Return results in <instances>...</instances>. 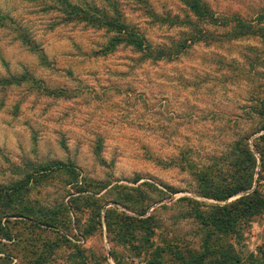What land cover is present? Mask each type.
Segmentation results:
<instances>
[{
  "label": "clouds",
  "instance_id": "clouds-1",
  "mask_svg": "<svg viewBox=\"0 0 264 264\" xmlns=\"http://www.w3.org/2000/svg\"><path fill=\"white\" fill-rule=\"evenodd\" d=\"M199 3L67 0L89 20L65 0H0V183L61 161L82 180H167L264 126V0ZM66 179L33 195L58 200Z\"/></svg>",
  "mask_w": 264,
  "mask_h": 264
},
{
  "label": "trees",
  "instance_id": "trees-1",
  "mask_svg": "<svg viewBox=\"0 0 264 264\" xmlns=\"http://www.w3.org/2000/svg\"><path fill=\"white\" fill-rule=\"evenodd\" d=\"M188 3L193 11L204 14L199 0H188ZM67 7L71 15L89 20L94 19L91 12L97 11L87 4L85 8L71 4ZM250 31L242 25L240 34ZM137 44L139 46L140 42L137 41ZM253 111L264 116V106ZM57 171H63L69 179L67 185L73 188L68 192L70 199L52 208L35 205L31 200V190L38 188ZM188 173L194 176L196 195L217 203L205 206L191 197L178 200L189 208L188 218H193L202 228L200 249L182 247L171 241H165L163 245L155 243L159 223L153 214H149L151 195L170 192L174 196L180 191L166 186L160 189L156 183H140L139 177L134 180L133 186L82 180L74 164L62 162L39 166L24 180L0 189V242L16 241L13 230L23 223H30L28 229L32 233L54 232L60 240L48 241L44 246L47 255L41 254L29 262L48 264L52 260L49 254L60 248H74L75 254L83 257L85 251L74 241L87 240L106 227L110 240L125 245L138 241L142 250H153L147 264H165L164 255L171 256L178 264H264V244L255 253L245 254L238 248L252 223L264 215V126L236 140L230 145L229 152L213 157L205 168ZM110 205L114 207L107 209ZM119 207L125 211L119 210ZM86 214L87 222L82 223L81 218ZM227 238H232L234 242L225 243ZM18 242H24V239ZM35 246V242H31L30 247Z\"/></svg>",
  "mask_w": 264,
  "mask_h": 264
},
{
  "label": "rangeland",
  "instance_id": "rangeland-1",
  "mask_svg": "<svg viewBox=\"0 0 264 264\" xmlns=\"http://www.w3.org/2000/svg\"><path fill=\"white\" fill-rule=\"evenodd\" d=\"M256 128L250 130L247 134H252ZM234 143L235 141L232 144ZM75 167L80 175H82L83 170L77 166ZM181 172L183 173V171ZM137 177L141 179L140 183L151 182L156 183L160 189H162L163 186H166L172 187V189L176 191H180V193L174 196L171 195L170 192H166L162 195H151L152 200L150 201L151 206L149 214H153L159 223L157 236L154 238L155 243L157 245H163L162 243H165V241H171L182 247L186 246L190 249H200L203 243V237L201 236L202 228L193 218H188L187 214L189 208L183 203H179L178 200L184 197H191L204 203L205 206L215 205L217 203L212 200L201 199L196 195L195 180L192 174H181L180 176L169 178L167 180L161 179L159 176L152 175L151 173L138 174L132 178H115L111 181L87 180L95 183L110 182L112 185L133 186V182ZM67 181H69L68 177L64 182L65 187L70 189L69 191H73V188L67 185ZM13 183L16 182L8 184L0 183V189ZM262 186L264 187V182H262ZM69 191L58 200H49L42 203L41 200L37 198L40 193H36L34 196L33 190H31V200L35 202V205L52 208L62 204L64 201L67 202L70 199V197H68ZM104 193L105 192L102 194ZM233 200L234 199L230 201ZM177 206H181L179 210H177ZM111 207H114V205H110L106 208L108 209ZM119 210L125 211L120 207ZM168 212H172L173 214L168 217L166 223L160 218V214ZM87 219L88 214L81 218L82 223H86ZM12 221L19 223L17 219H13ZM19 226L20 227L13 230L17 237L16 241L10 242L4 240L0 242V250L3 251L0 252V264H29V262L36 260L41 254L46 253V248L44 246L47 245L48 241L54 242L60 240V236L51 231H35L32 233L30 228L28 229L30 223L19 224ZM20 232L21 236L19 235ZM33 237H36V239H31ZM22 238L24 239V242H18V240H21ZM77 240L74 241L75 244L85 251L83 257L77 256L74 248H60L54 250L53 254H49L52 256V260L48 264H147L152 258L153 250H142L138 241H134L133 244L125 245L121 244L119 241L110 240L106 227H103V231H96L95 235L87 240L81 239L80 242ZM31 242H35L36 246L30 247ZM233 242L234 240L232 238H227L225 240V243L232 244ZM263 244L264 215L257 218L252 223L251 229L247 231L238 248H241V251L245 254L252 252L255 253ZM70 257H73V259ZM163 260L165 264H178L169 255H164Z\"/></svg>",
  "mask_w": 264,
  "mask_h": 264
}]
</instances>
